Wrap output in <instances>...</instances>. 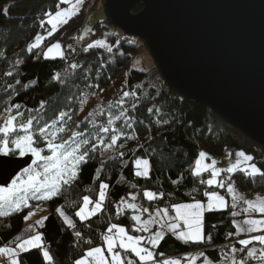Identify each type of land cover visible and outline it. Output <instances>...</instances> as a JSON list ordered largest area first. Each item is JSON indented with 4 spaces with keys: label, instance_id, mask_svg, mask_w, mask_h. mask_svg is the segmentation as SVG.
Instances as JSON below:
<instances>
[{
    "label": "trees",
    "instance_id": "obj_1",
    "mask_svg": "<svg viewBox=\"0 0 264 264\" xmlns=\"http://www.w3.org/2000/svg\"><path fill=\"white\" fill-rule=\"evenodd\" d=\"M57 5L58 0H0V116L5 114L6 107L14 108L19 104L24 119L38 118L33 124L38 128L52 123L54 118H58L59 111L65 110L64 105L69 104L67 110L73 113L69 124L74 128L75 124L81 122L80 99L93 94L106 96L119 89L116 84L122 77L119 93L130 91L137 94V98H125L122 106L127 109L126 115H130L133 127L127 128L123 119L116 121L114 126L125 133L117 146L103 156L98 150L93 159L81 166L77 180L71 186L62 188L61 195L50 200H31L20 211L0 216V247L13 246L15 244L11 242L16 241L17 237L21 239L39 232L53 258L51 264H74L88 249L103 245L105 230L111 224L123 225L129 230L137 226L129 210L123 208L122 199L128 201L135 196L137 206L148 209V212L139 211L144 220H148L150 214L154 215L157 208L167 207L171 211L172 204L203 200L205 193L212 188L201 183L203 178L193 175V162L200 152L219 159L226 149L234 152L242 150L253 156L252 162L264 170L263 147L226 123L210 108L182 96L163 79L156 66L153 69L154 79L136 68L132 62L133 55L137 53V45H143L138 38L127 37L123 33L119 37H109L114 43L111 52L107 48L87 51L84 47L77 48L73 35L84 21L87 6L52 35L47 34L40 47L28 51V45L33 43L35 36L46 32V24L40 26L41 21L47 18L44 13H54ZM5 9H8L7 15L4 14ZM140 9L141 5H136L133 13ZM54 41L60 42L64 56L45 59L42 50ZM71 64H76L77 68L71 69ZM65 71L68 75H65ZM9 72L12 75H7ZM58 73L62 79L75 80V83L64 88L52 80ZM33 80H36L34 86L30 84ZM119 93L114 95L116 99L110 100H120ZM42 100L48 104L47 110L40 108ZM57 100L59 103L56 107L48 103ZM133 104L136 105L135 109ZM149 108L154 111L149 112ZM119 111L120 107L107 108L113 120ZM129 135L135 139H127ZM137 159L149 160L151 168L147 177L135 175L134 163ZM221 177L227 178L226 183L232 184L248 199L264 194V176L253 177L238 170L231 175L223 173ZM101 182L109 185L101 212L87 220H79L75 213L83 203V196L96 200ZM145 191L156 193L157 199L149 201L143 195ZM220 191L226 195L229 205L226 210L204 212V242L185 244L166 232L164 239L154 249L155 258H181L187 254L203 253L202 259L207 257L210 263L226 264L224 256L233 247L243 248L238 243L242 237L236 233L235 220L246 215L237 213L233 216L232 213L236 211L232 207V198L225 187ZM38 207L49 211L43 226L24 227L25 216ZM56 207L73 220L75 229L64 225L55 211ZM252 217H264V214ZM152 230H156L155 225ZM76 231L81 233L80 238L75 236ZM209 235L211 242L207 239ZM19 260L20 264H45L41 249L20 254ZM227 264L231 262L228 260Z\"/></svg>",
    "mask_w": 264,
    "mask_h": 264
},
{
    "label": "snow or ice",
    "instance_id": "obj_2",
    "mask_svg": "<svg viewBox=\"0 0 264 264\" xmlns=\"http://www.w3.org/2000/svg\"><path fill=\"white\" fill-rule=\"evenodd\" d=\"M60 2L64 3V0H60ZM80 2L82 0H77V3ZM7 13L8 9H5L4 14L7 15ZM44 16L48 17V19L41 21V27H44L45 24L53 25V19L63 20L64 23H67V19H64L66 13L62 11H57L54 15L51 12H45ZM48 35H52V32H49ZM35 39L39 42L41 37L37 35ZM97 46L104 47V41H97L95 44L90 43L85 51ZM36 47H38V43L29 44L28 51ZM60 48L61 45L59 43L53 44L44 53V58L49 59L48 53H51L53 49L59 50ZM107 51L111 52L112 48L108 47ZM63 56L64 53L61 51L60 58H63ZM69 67L76 69L77 65L71 64ZM7 75H12V73L9 72ZM65 75H68L67 71H65ZM52 80L59 82L64 88H68L70 83H75V80L62 79L59 73L53 76ZM30 84L34 86L36 80L31 81ZM122 96L123 98H137L136 92L130 91H124ZM48 103L56 107L59 100L56 102L49 101ZM80 103L86 104L87 101L81 98ZM122 105L123 99L118 100L115 104L108 105L109 109L120 107L119 114L115 117V120L109 117L106 124L97 123V117H102L104 113V109L101 108L99 112H88L85 119L75 124L74 128L69 124L73 116V113L67 110L70 107L69 104L64 105L65 110L59 111L58 118H54L52 123L39 126L38 128L33 126L34 120H38V118L28 117L24 119L23 113L19 111V104H16L14 108L6 107L4 109L5 114L0 116V156H19L23 159L24 164L28 163V159H31V165L27 168H23V165H20L23 169L20 175L12 179L11 184L0 188V216H8L11 213L20 211L23 207L28 206L30 199L50 200L53 197L61 195L62 188L64 186H71L77 180L81 166L88 163L90 159H93L94 154L98 150L103 156L109 149L117 146L118 141L125 133L118 131L113 126L116 121L123 119L127 128L131 129L133 127L131 117L130 115H126L127 109L123 108ZM47 107L48 104L42 100L40 108L47 110ZM132 107L135 109L136 105L133 104ZM148 111L153 112L154 110L149 108ZM164 123L167 124L168 121H164ZM127 139L131 140L135 139V137L129 135ZM120 146L122 147V145ZM235 155L236 157L244 158L243 162H245V167L239 169L241 172L253 177L257 175L264 176V170L259 169L255 163H246L253 161V156L246 155L243 151H238ZM205 158L206 154L200 152L199 158L195 161L196 167L193 175L199 176L202 171H210L211 178L207 181L201 180V183H206L210 187H227L228 193L232 194V207L235 208L236 202L241 198L235 193L232 184L226 183L227 178L221 177V173L227 172L228 174H232L242 162L237 160L235 164L227 169H217L215 167L216 161H212L210 165L202 166L201 161ZM101 163L103 164V161ZM141 165H143V171L138 170L135 175L138 177H147L151 168L149 160L137 159V168L139 169ZM8 168L14 171L15 163L11 160H0V173L7 171ZM11 171H8L9 177H11ZM99 171L100 169H98ZM41 176L43 180L37 179ZM173 183H178V181H173ZM132 187L135 188L136 186L132 185ZM99 188V198L97 200L93 201L89 196H83L84 206L75 213V216L79 217L81 221L95 215L102 209L106 198V190L109 188V185L101 182ZM143 195L149 201L157 199V194L151 191H145ZM160 195L162 196V194ZM205 195L208 199L206 207L200 201L196 200H193L191 203H175L170 205L171 212L175 213L174 216L170 214L169 208L167 207L157 208L154 215L150 214L148 220H142L139 215H133L132 220L137 225L133 231L149 233L147 237L130 235L123 226L111 224L106 228L103 236L104 247L97 246L88 249L81 258L75 260L74 264H135L134 260L127 255L128 253H131L132 256L137 258L139 264H182L178 259H163L162 261H157L155 259L156 254L154 249L164 239L166 232L171 233L177 240L185 244H201L204 242L205 237L202 231V217L204 212L220 211L226 206L224 198L215 192H206ZM135 199V196L131 197V200L134 201ZM243 202L247 204L245 211L252 210L264 214V199L257 198V202L255 203L248 200H244ZM121 203H127V207L133 211L148 212L147 208L141 209L136 204L129 203L123 199ZM89 204H93V207L90 211H86V207ZM56 211L63 219V223L67 228H76V224L61 208H57ZM119 211L118 209V214ZM232 215L236 216L237 213L233 212ZM28 218L26 216L25 220ZM44 219H47V217ZM37 223L43 226V220ZM150 225H157L158 227L153 231ZM243 225L247 227L245 228L240 224L235 225L238 233H264V219H246L243 221ZM229 235L231 236L232 233L230 232ZM75 236L80 238L81 233L76 231ZM207 239L211 242V235ZM253 241L264 246V234L251 236L248 239H239V245L243 246L239 251H244L249 245L253 244ZM11 243H14L15 247H0V254H2L7 264H20L19 256L21 253L43 247L42 235L39 233L23 240L17 237L16 241ZM88 243H91V241H88ZM105 248L107 256L104 254ZM117 248L119 251L116 250ZM237 251L238 249L235 247L231 249L233 253L231 264H248V261L255 257L257 250L255 248L248 250L246 257L240 260L236 259L235 253ZM201 256H203V253H201ZM42 257L45 264H51L53 258L48 250L42 251ZM185 259L195 258L186 257ZM224 259L227 264L229 257L225 256ZM259 261L260 264H264V247L259 250ZM204 264H209L207 257L204 258ZM212 264H215V262L213 261Z\"/></svg>",
    "mask_w": 264,
    "mask_h": 264
},
{
    "label": "water",
    "instance_id": "obj_3",
    "mask_svg": "<svg viewBox=\"0 0 264 264\" xmlns=\"http://www.w3.org/2000/svg\"><path fill=\"white\" fill-rule=\"evenodd\" d=\"M102 9L109 25L143 42L172 88L264 148V0H105ZM0 160L15 163L0 187L31 164Z\"/></svg>",
    "mask_w": 264,
    "mask_h": 264
},
{
    "label": "rangeland",
    "instance_id": "obj_4",
    "mask_svg": "<svg viewBox=\"0 0 264 264\" xmlns=\"http://www.w3.org/2000/svg\"><path fill=\"white\" fill-rule=\"evenodd\" d=\"M104 2L105 1H103V0H82V2L77 3V0H64V3H61L60 0H58L57 10L53 13V15L57 11L65 12L66 16L64 17V19H67V21L70 20L72 17H74V16L78 15L79 13H81V11H83L84 8L87 6L86 9H85L84 21L80 25L79 30H76V32L73 35L74 36L75 45H76L77 48H80V47L81 48L82 47L87 48V46L90 43L91 44H95L97 41H101V40L104 41V47L97 46V47H94V48H108V47H112V45L114 43L111 40H109V37H111V36H117V37L122 36V32L119 29L109 25L106 22L105 15H104V12H103V9H102ZM46 19H48V17ZM64 24L65 23L63 22V20L53 19V25L46 24V32L44 34L43 33H38L37 34V35H39L41 37V40L38 42L34 38L33 43H38V47H40L42 45L43 41H44V38L47 36V34L49 32L53 33L55 30H57L58 28H60ZM53 26H55V27H53ZM79 34H80V36H79ZM79 41H80V47L77 46ZM56 43L60 44L59 41H54V42L49 43L46 47H44V49L42 50V56L44 57V53L47 51V49L50 46H52L53 44H56ZM62 50H63L62 46H61V48L59 50L58 49H53V51L51 53H48V55L50 57L49 59L60 58V52ZM132 62L136 66L137 69H140V70L144 71L145 73H147L151 79L155 78V73H154V70H153L154 66H155L154 62L152 61V58L150 57L149 53L147 52L146 48L143 45H139V44L137 45V53L133 55ZM122 81H123L122 77H120L117 80V84L116 85L119 86V89H120V86H122V84H123ZM119 89H115V91L109 92L106 96H101L100 97V96H97L95 94L86 96L85 100L87 101V103L86 104H82V110H81L80 115H79V120L80 121L84 120L85 117L87 116L88 112H99V110L101 108H103L104 109L103 116L102 117H97V123L106 124V121L109 118V114L107 113L108 105L111 104L112 101L114 102V100H110V98L114 99L115 98L114 95H117L116 93H119ZM119 97H120V100L123 99V105H124L125 104V102H124L125 98H123L121 93H119ZM117 101H115L114 103H116ZM123 124H125V122H123ZM239 151H242V150H239ZM236 152H238V151H236ZM236 152L232 153L229 149H226L225 153H224V156L219 158V159L218 158L208 157L206 155V158L201 161V165L202 166L203 165H210L212 163V161H216L215 167L217 169H227L231 165L235 164L237 162V160H239L242 163L234 171V172H236L240 168L245 167V162H243L244 158L243 157H236V155H235ZM47 154H50V153H47ZM245 154L248 155L247 153H245ZM16 157H19V156H16ZM198 158H199V156L196 159H198ZM231 159H233V160L230 161ZM195 161L193 162L192 171H194V169L196 167ZM246 163H253V162L251 161V162H246ZM134 166H135V171L136 172L138 170L143 171V165H141V167L138 169L137 166H136V161L134 163ZM38 171H40V169H38ZM20 173L18 175H20ZM223 173L228 174L227 172H222L221 175ZM229 175H231V174H229ZM199 177L203 178L204 181H207L209 178H211V172L210 171H208V172H203L202 171L201 175H199ZM25 179H27V177H25ZM37 179L43 180V177L41 176V177H38ZM208 187L212 188V189L208 190L207 193L215 192L216 194H218V195H220V196H222L224 198L226 206L222 210H226V208L229 205V201L227 200L226 195L222 191H220V187L219 188L217 187L218 189H214L215 186H212V187L208 186ZM0 188H4V187H0ZM234 190H235V193L237 194V196L241 198V199H239L236 202L235 211L241 212L244 215H246L245 218H243V221L246 220V219H255V218L264 219V217H252V215H261L262 213H259L257 211H252V210L245 211V209L247 208V204L243 202L244 200H248V201H252V202L255 203V202H257V198L264 199V194L260 195V196L259 195H255L252 198L248 199V198L244 197L243 194L239 193L235 188H234ZM225 191H227V187H225ZM229 195L232 198V194L229 193ZM98 198H99V195H98ZM31 200H36V199H30L28 201V204H29V202ZM196 201H200L203 205H205V207H206V205L208 203V199H207L206 195L204 196L203 200H196ZM127 202L134 203V204L137 205V200H134V201L133 200H128ZM191 202H193V201L186 202V203H191ZM83 206L84 205L82 203L81 207H83ZM92 207H93V204L87 205L86 211H90ZM57 208H59V207H56L55 211L57 210ZM102 208H103V206H102ZM123 208L126 209V210H129V212L132 214V216L133 215H139L141 217V214L139 213V211H133L132 209L128 208L127 207V203H123ZM79 209L77 211H79ZM101 210L98 211L96 214L100 213ZM48 212L49 211L46 208H43V207H38V208H36L34 210H31L26 215L29 218L27 220H25V218H24V227H30L31 225H35L36 227L41 228L42 226L39 225L37 222L41 221V220H43V222H44V218L47 216ZM30 213H31V215H30ZM171 213H173V215H175L174 212H171ZM92 216H94V215H92ZM92 216H90L89 218H91ZM89 218H87V219H89ZM78 219H79V217H78ZM141 219H142V217H141ZM202 219H203V217H202ZM142 220H144V219H142ZM243 221H241L240 219H237V220H235V225L236 224H240V225H242V226H244L246 228L247 226L243 225ZM134 224L136 225V222H134ZM117 225H119V224H117ZM119 226H123V225H119ZM152 226L153 225H150L151 228H152ZM155 226H156V228L158 227L157 225H155ZM123 227L126 229L128 234H130V235H136V236H141L142 235V236H145V237L149 236V233L147 234L145 232V234H144V233H140V232H134L133 231L134 228L132 230H129L125 226H123ZM37 233H39V232H35L34 234H37ZM34 234H32V235H34ZM237 234H244L245 236L242 237V239H248L251 236L261 235V234H264V233H260V232H257V233H247V232L238 233L237 232ZM30 236L23 237V238H21V240L29 238ZM253 242H255V241H253ZM42 245H43V247L41 248V251L47 250L46 247L44 246L43 240H42ZM10 247H15V245L10 246ZM100 247H104V244H103V246H100ZM262 247H264V246H261V245H259L258 242H255V244H253L252 246L248 247L244 251H239V249H238V251L235 253L236 259L240 260L242 258H245L246 255H247V251L252 249V248H255L257 250L256 251V255H255V257L253 259L248 261V264H260V261H259V250ZM116 250L119 251L118 248ZM104 254H105V256H107L106 248H105ZM128 254H131V253H128ZM232 255H233L232 252H230L227 255H225V256L229 257L228 260L230 262H231ZM193 257L195 259H187V260L178 259V260H180L184 264L185 263L196 264V256H192V257H189V258H193ZM174 260H177V259H174ZM0 264H7L6 260L2 256V254H0Z\"/></svg>",
    "mask_w": 264,
    "mask_h": 264
},
{
    "label": "crops",
    "instance_id": "obj_5",
    "mask_svg": "<svg viewBox=\"0 0 264 264\" xmlns=\"http://www.w3.org/2000/svg\"><path fill=\"white\" fill-rule=\"evenodd\" d=\"M237 213H241V212H238L236 211ZM170 214L173 215V213H171L170 211ZM204 215V214H203ZM174 216V215H173ZM255 219H258V218H255ZM260 219V218H259ZM241 221H243V218L240 219ZM154 227V225L152 226ZM202 230H203V226H202ZM237 233V232H236ZM252 233H257V232H252ZM261 233V232H260ZM248 235V234H247ZM250 235V234H249ZM241 237H244L245 235L244 234H240ZM103 246V245H102ZM192 256H196V264H204V259H202L201 257V254L200 253H194V254H187V255H183L181 258H167V259H180V260H187L185 259L186 257H192ZM130 258H132L135 262V264H139V261L137 260V258H135L134 256H129ZM157 261H162L163 259H158V258H155ZM184 264V263H182ZM185 264H189V263H185ZM209 264H212V263H209Z\"/></svg>",
    "mask_w": 264,
    "mask_h": 264
},
{
    "label": "built area",
    "instance_id": "obj_6",
    "mask_svg": "<svg viewBox=\"0 0 264 264\" xmlns=\"http://www.w3.org/2000/svg\"><path fill=\"white\" fill-rule=\"evenodd\" d=\"M79 36H80V34H79ZM78 47H80V41H79V43H78V45H77ZM232 153L234 152V151H232V150H230ZM233 159H231L230 161H232Z\"/></svg>",
    "mask_w": 264,
    "mask_h": 264
}]
</instances>
